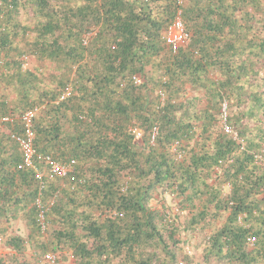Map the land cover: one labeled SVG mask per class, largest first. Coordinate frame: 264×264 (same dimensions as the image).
<instances>
[{"label":"trees","instance_id":"obj_1","mask_svg":"<svg viewBox=\"0 0 264 264\" xmlns=\"http://www.w3.org/2000/svg\"><path fill=\"white\" fill-rule=\"evenodd\" d=\"M6 117L0 264H264V0H0Z\"/></svg>","mask_w":264,"mask_h":264},{"label":"built area","instance_id":"obj_2","mask_svg":"<svg viewBox=\"0 0 264 264\" xmlns=\"http://www.w3.org/2000/svg\"><path fill=\"white\" fill-rule=\"evenodd\" d=\"M189 34L185 31L184 26L182 24V21L180 18H177L174 23H172L168 30H167V42L174 46H185L189 42ZM134 80L136 81V84H140L142 82V78L140 76L134 77ZM35 112H30L25 114L22 119L25 122L26 127V135L23 137H19L14 135L13 138L17 141V143L21 147V151L23 153L24 157V166L28 168H32L36 175L38 180H42L44 177V174L42 170H40L39 166L36 163V159H38L39 162L45 163L49 166L51 173L53 175H60L64 176L67 173V168L60 165L56 160H53L50 156L46 155H37L36 150L33 146V133L31 130V119L34 116ZM224 119L226 120V112H224ZM13 119H10L8 117L3 118L0 122H12ZM226 131L231 133L235 138L238 137V133L234 132L232 129H230L228 126H226ZM136 138L141 139L142 138V132L139 130H135ZM155 138V135L153 136V139ZM41 220L43 221L44 215H40ZM2 239L0 238V242ZM190 253V251H189ZM47 261L49 264H59L57 258L55 255L50 254L47 257Z\"/></svg>","mask_w":264,"mask_h":264},{"label":"rangeland","instance_id":"obj_3","mask_svg":"<svg viewBox=\"0 0 264 264\" xmlns=\"http://www.w3.org/2000/svg\"><path fill=\"white\" fill-rule=\"evenodd\" d=\"M152 205H153V206H156V205H157L156 201L152 202ZM14 229H15L18 233H20L21 235H24V236H25L26 233H27V229H26L25 224H24L22 221H20V220L14 225ZM189 251H190V254H191V255H194V254H195V252L193 251L192 248H189ZM3 252H4V253H7L8 251L3 247ZM197 254H198V253H197ZM66 264H72L71 260H70V261H67Z\"/></svg>","mask_w":264,"mask_h":264},{"label":"crops","instance_id":"obj_4","mask_svg":"<svg viewBox=\"0 0 264 264\" xmlns=\"http://www.w3.org/2000/svg\"><path fill=\"white\" fill-rule=\"evenodd\" d=\"M1 254H5L4 252H3V247H0V255Z\"/></svg>","mask_w":264,"mask_h":264}]
</instances>
